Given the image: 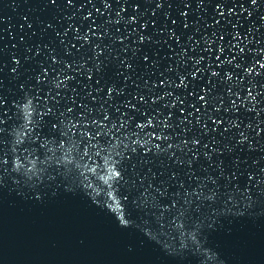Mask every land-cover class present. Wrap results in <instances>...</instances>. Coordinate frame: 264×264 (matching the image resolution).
I'll list each match as a JSON object with an SVG mask.
<instances>
[{"label":"water","instance_id":"water-1","mask_svg":"<svg viewBox=\"0 0 264 264\" xmlns=\"http://www.w3.org/2000/svg\"><path fill=\"white\" fill-rule=\"evenodd\" d=\"M0 264H264V0H0Z\"/></svg>","mask_w":264,"mask_h":264},{"label":"snow or ice","instance_id":"snow-or-ice-1","mask_svg":"<svg viewBox=\"0 0 264 264\" xmlns=\"http://www.w3.org/2000/svg\"><path fill=\"white\" fill-rule=\"evenodd\" d=\"M253 2H254V4H255V3H256V0H253ZM26 19H27V18H26ZM31 27H32V25H29V28H31ZM23 39H24V37H21V40H23ZM37 51L39 52V49H38ZM52 59H53L54 61L56 60L55 57H53ZM142 59H143L144 61H148V60H149V56H148V55H144V56L142 57ZM16 62L19 63V60H17ZM126 66H127L128 69H132V68H133V64H132V63H127ZM15 70H16V69L14 68L13 71H15ZM46 72H47V69L45 68V69H43V70L41 71V75H44ZM161 82H162V81H161ZM107 91H108L109 93H111V92H112V89H108ZM139 99H140V100H143V97L141 96V97H139ZM225 171H230V169H225ZM114 175H115L116 177H119V176H120V173H119V172H115ZM230 178H232V177H230ZM209 179H211V178H209ZM117 207H119V205H117Z\"/></svg>","mask_w":264,"mask_h":264}]
</instances>
